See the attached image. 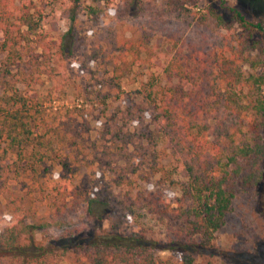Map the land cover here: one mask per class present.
Returning a JSON list of instances; mask_svg holds the SVG:
<instances>
[{"label":"trees","instance_id":"trees-1","mask_svg":"<svg viewBox=\"0 0 264 264\" xmlns=\"http://www.w3.org/2000/svg\"><path fill=\"white\" fill-rule=\"evenodd\" d=\"M83 1L0 0V264H210L234 200L264 181V21L219 4L210 20L180 22L176 12L121 0L115 13L136 10V37L102 22L91 42L111 68L108 90L85 89L82 103L47 114L43 77L55 74L52 63H70L77 44L72 26L54 44L47 20L69 14L74 25ZM159 33L169 50L157 54ZM146 61L165 83H144L142 102L123 97L121 79ZM61 75L49 98L67 85ZM112 99L123 107L108 116ZM96 102L107 122L93 137L87 105ZM82 168L106 174L104 189H83ZM139 179H156V190L134 192ZM140 208L163 219L165 240L105 228Z\"/></svg>","mask_w":264,"mask_h":264},{"label":"rangeland","instance_id":"rangeland-1","mask_svg":"<svg viewBox=\"0 0 264 264\" xmlns=\"http://www.w3.org/2000/svg\"><path fill=\"white\" fill-rule=\"evenodd\" d=\"M121 0H115L114 6L110 7L106 0H84L78 7L77 21L71 24L70 15L62 14L58 16H50L47 20L46 30L53 38V43L57 45L60 40L73 27V32L77 35V44L74 48L75 58L70 63L62 62L59 64L52 63L55 74L52 77L47 75L43 78L46 84L38 95L42 101L43 108L47 114H50L53 106L59 111L82 103L83 98L78 99V94H83L85 89L91 91L99 90L107 91L106 82L111 79V68L105 65L99 55L92 50L91 42L94 34L101 29L102 22L107 24V28L118 33L121 37L135 38L134 17L136 10L129 7L118 9L115 8ZM152 8L166 10L174 14H178L180 22L191 20L193 17H204L210 20L214 10L213 6L225 4L227 7H234L240 10L247 19L264 21V0H142ZM227 4V5H226ZM224 6V5H223ZM176 16V15H173ZM214 25V23L212 24ZM216 26V24H215ZM217 28H219L217 26ZM223 33L235 32L237 26L232 25L220 28ZM0 38L2 34L0 33ZM69 39V40H66ZM66 43H70V36L66 38ZM55 45V46H56ZM53 46V48H55ZM153 47L157 54L164 53L169 50V46L164 39L162 33L157 34L153 41ZM42 50V49H39ZM69 50V49H68ZM64 58H68L65 57ZM249 70V69H248ZM58 72V73H57ZM60 73V74H59ZM65 75V83L63 90H58L49 98V93L54 86H60L61 75ZM57 74V75H56ZM149 81L156 83H165V78L160 75L155 68H152L150 62L146 61L141 66H134L129 72H126L121 79L120 87L123 97L130 96L137 102H142L140 95L142 85ZM62 87V86H61ZM60 87V88H61ZM83 89V91H81ZM49 98V99H48ZM78 99V100H77ZM122 102V99H121ZM123 104V103H122ZM120 100L112 99L108 103L109 113L111 116L119 107H123ZM87 113L92 125V135L95 137L98 133L105 130L106 119L101 118L102 105L100 102L95 104L89 103ZM55 109L53 108V112ZM146 122L151 123L154 118V111L151 107H147L145 113ZM122 125V124H121ZM120 125V126H121ZM132 126V124H131ZM134 128V127H132ZM164 148V143L160 142L158 150ZM169 164L166 158L164 161ZM97 166V165H94ZM177 181L184 182L185 176L177 177ZM108 181L107 175L97 168H82L77 178V182L83 189L100 190L104 189ZM157 188L156 179L150 180L148 183L142 182L140 179L136 183L134 192L150 190ZM120 192V190H117ZM125 192V190H122ZM173 193H180V186L173 189ZM122 194V193H119ZM5 204V197L0 198V214L4 213L2 206ZM49 203H41L40 212L47 213ZM116 225L120 232L128 235L134 231L146 232L149 236L159 240H165L167 236V225L156 215L150 214L145 208L138 209L134 214L129 215L126 220L121 218L116 221H106L104 226L111 229ZM1 229V226H0ZM213 243L217 249L214 252L219 254L214 256L208 263L210 264H264V181L256 189L242 193L233 202V208L227 216L225 226L215 233ZM164 256H167L164 254ZM207 264V263H206Z\"/></svg>","mask_w":264,"mask_h":264}]
</instances>
